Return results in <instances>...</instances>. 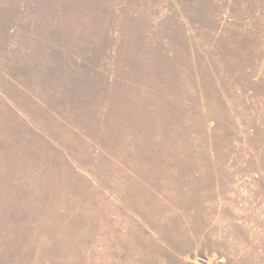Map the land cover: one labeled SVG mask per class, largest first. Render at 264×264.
Returning a JSON list of instances; mask_svg holds the SVG:
<instances>
[{
  "label": "rangeland",
  "instance_id": "rangeland-1",
  "mask_svg": "<svg viewBox=\"0 0 264 264\" xmlns=\"http://www.w3.org/2000/svg\"><path fill=\"white\" fill-rule=\"evenodd\" d=\"M0 264H264V0H0Z\"/></svg>",
  "mask_w": 264,
  "mask_h": 264
}]
</instances>
